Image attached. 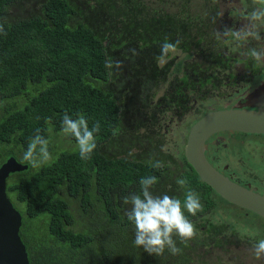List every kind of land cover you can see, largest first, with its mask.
<instances>
[{
  "label": "trees",
  "instance_id": "obj_1",
  "mask_svg": "<svg viewBox=\"0 0 264 264\" xmlns=\"http://www.w3.org/2000/svg\"><path fill=\"white\" fill-rule=\"evenodd\" d=\"M215 12L209 0H0V166L19 160L36 129L46 139L49 124L61 131L65 112L101 126L90 160H82L76 140L66 136L72 146L54 161L35 171L28 165L7 181L9 198L28 220L20 235L30 264H264L253 249L264 239V222L256 235L240 232L236 219L251 217L220 209L221 197L186 158L183 167L170 153L162 168L149 164L150 141L161 135L145 121L143 111L152 114L143 107L154 108L150 100L158 99L160 87L180 86L167 80L176 77L165 64L176 58L174 51L157 60L161 45L179 41L177 53L187 58H221L212 42L219 40L221 20ZM203 74L184 82L203 84ZM57 135L49 139L53 147ZM146 176L158 178L154 195L183 202L191 190L202 204L195 216L185 210L196 235L187 246L174 237L182 249L177 255L167 249L150 255L134 244L123 198L139 193ZM177 178H187L186 189ZM34 217L39 224L30 222Z\"/></svg>",
  "mask_w": 264,
  "mask_h": 264
},
{
  "label": "flooded vegetation",
  "instance_id": "obj_2",
  "mask_svg": "<svg viewBox=\"0 0 264 264\" xmlns=\"http://www.w3.org/2000/svg\"><path fill=\"white\" fill-rule=\"evenodd\" d=\"M209 2H213L216 9L213 16L221 19L216 22L219 40H212L218 43L221 54L216 56L221 58L195 60L194 56L187 58L188 53H176V47L173 52L176 58L173 61L165 60L166 65L170 63V71L176 75L167 80L177 82L178 79L180 86L160 87L158 99L150 100L149 105L153 104L154 108L143 107L154 117H148L142 109L145 121L152 123L155 133L161 135L158 139L149 140L153 146L149 161H163L165 155L170 153L183 167L185 158L188 160L186 144L193 124L212 111L240 110L251 113L254 117L251 121L262 129L243 130L235 127L212 132L205 138L204 152L210 164L222 175L264 196V57L256 61L249 55L253 48L264 51V23L253 22L249 15L255 8L264 7V0H257L256 3L254 0ZM226 29H231L228 35H224ZM235 32L240 33L239 38L232 34ZM249 32H258L261 39L247 35ZM182 55L186 59H182ZM185 73L189 76L184 77ZM195 73L204 75L201 77L203 84L184 82L195 78ZM204 81L207 83L204 84ZM164 93L169 97H163ZM182 120L183 125L179 126ZM173 145L176 147L173 148ZM176 149H179V153L174 151ZM170 167L175 169L177 165L172 163ZM216 194L221 197L220 209L230 206L233 210L244 211L247 217L255 216L258 223L263 224V216Z\"/></svg>",
  "mask_w": 264,
  "mask_h": 264
},
{
  "label": "clouds",
  "instance_id": "obj_3",
  "mask_svg": "<svg viewBox=\"0 0 264 264\" xmlns=\"http://www.w3.org/2000/svg\"><path fill=\"white\" fill-rule=\"evenodd\" d=\"M257 0H254L256 3ZM253 22L261 21L264 23V7L255 8L250 14ZM0 31H3L0 27ZM231 29H226L224 35H228ZM233 35L239 38L240 33ZM247 35L254 39H261L258 32H249ZM179 41L171 43L167 39L161 45V54L157 57L158 61L164 60L170 52L175 51ZM249 55L256 61L264 57V51H258L253 48ZM106 66H111L106 61ZM101 126L96 121L91 127L87 118L77 113L76 117L67 112L62 117V132L66 136L73 137L76 140L79 156L82 160H90L97 148L96 134L100 132ZM52 156L49 151V141L41 135L40 129H36L34 136L29 138L27 149L24 151L22 161L27 162L32 168H39L51 161ZM151 167L160 169L163 167L160 161H149ZM158 182L156 176H146L140 179V192L133 193L123 198L124 205H130L126 210L127 219L135 227L134 244L142 247L150 255H163L167 249L172 255L179 254L182 249L177 247L174 237L187 246L196 235V229L193 223L185 215L187 213L195 216L202 210V204L198 195L187 190L183 202L181 199L164 194L154 195L153 186ZM177 185L181 189L188 186L187 178H177ZM254 254L257 259L264 257V239L257 241L253 245Z\"/></svg>",
  "mask_w": 264,
  "mask_h": 264
},
{
  "label": "water",
  "instance_id": "obj_4",
  "mask_svg": "<svg viewBox=\"0 0 264 264\" xmlns=\"http://www.w3.org/2000/svg\"><path fill=\"white\" fill-rule=\"evenodd\" d=\"M251 113L240 110L212 111L193 124L186 144V157L201 179L211 185L222 197L264 217V196L245 188L222 175L207 160L204 152L208 134L223 128L259 130ZM24 164L10 157L0 166V264H30L25 243L20 235L23 224L21 212L7 193V179L13 172L25 170Z\"/></svg>",
  "mask_w": 264,
  "mask_h": 264
},
{
  "label": "rangeland",
  "instance_id": "obj_5",
  "mask_svg": "<svg viewBox=\"0 0 264 264\" xmlns=\"http://www.w3.org/2000/svg\"><path fill=\"white\" fill-rule=\"evenodd\" d=\"M21 11H22V6H20L16 12L19 14V13H21ZM176 53H177V51H176ZM181 58L184 59L185 58V55H182ZM188 125H189V123H188ZM184 129L186 130L187 127L184 126ZM54 132L57 133L58 135L57 136H53L51 138V140H52V143L53 144H57V147H53L51 145L50 141H49L51 135ZM62 133H63L62 130L61 131H58V132L57 131H54V128H53L52 124H49V135H50V137H49L48 141H49V148L51 147V149H52V150H50L52 159L48 163L54 161L57 158V156L59 155V153L61 151H63L66 147H71L72 146L71 142L70 141L68 142L66 135H64V134L62 135ZM61 135H62V137H61ZM174 147H176V146L173 145V148ZM178 150L179 149H176L174 151L176 153H179ZM178 155H180V154H178ZM22 156H23V153H22V155H20L18 157L19 161L22 162V163H24V164H28L27 162L22 161ZM39 168H32V171L38 170ZM16 176H17V174H15V172L11 173L10 176H9V178H8V182H11L13 179H15ZM13 198H14V195H13ZM14 200H16V199L14 198ZM17 203L18 204H16V205H18V207L23 210L24 204L21 205V203H19V202H17ZM72 205L75 206L76 209H77V201H74L72 203ZM23 219L25 221L23 222V224L21 226V233L24 231L25 228H28L29 227L27 218H23ZM39 220H40V217H34V218H32L30 220V222L32 221L34 223V221H35L37 224H39ZM236 226H237V229L240 232L245 233V234H249V235H256V234L260 233L259 230H260V227H261L259 225L258 221H257V218L255 216H253V215L249 219L248 218H244V217L237 218L236 219ZM30 228H31L32 231H34L32 224H31V227Z\"/></svg>",
  "mask_w": 264,
  "mask_h": 264
}]
</instances>
